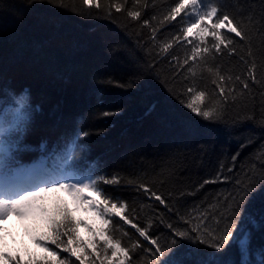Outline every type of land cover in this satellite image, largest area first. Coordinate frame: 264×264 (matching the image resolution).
Listing matches in <instances>:
<instances>
[{"label":"trees","instance_id":"trees-1","mask_svg":"<svg viewBox=\"0 0 264 264\" xmlns=\"http://www.w3.org/2000/svg\"><path fill=\"white\" fill-rule=\"evenodd\" d=\"M177 2L100 0L98 9L84 0H0V98L4 89L15 94L26 89L34 109L23 137V145L31 146V150L19 153L20 163L32 166L45 160L56 170H64L61 147L66 140L77 139L78 133L87 132V136L78 137L81 148L76 151V166L67 169L68 174L118 175L121 184L99 187L114 199L127 202L125 214L133 223L145 228L152 222L149 234L161 239L167 229L160 225L158 214L166 213L165 219L172 214L158 201L149 200L142 190L137 191V184L158 192L181 213L197 205L206 206L216 193L230 187L208 184L196 191L204 179L216 175L221 162L231 165L230 157L238 148L231 122L253 116L256 122L247 121L242 129L245 138L251 136L255 143L241 152L236 171L225 175L238 176L242 163L264 142V128L258 123L264 118V0H215L221 13L233 16L248 39L240 40L224 29L226 36L238 41L230 46L236 49L232 55L227 50L219 55L213 49L204 61L197 58L187 65L183 62L191 56L192 44L181 32L187 26L185 14L165 20ZM113 4H119L122 11L116 12ZM129 11H139L141 16L133 20ZM145 20L150 27L144 26ZM153 28L157 30L155 40ZM168 42L173 46L164 53L161 45ZM253 64L255 83L248 71ZM217 73L225 78L223 87L234 89L235 98L228 97L222 120L215 116L205 120L176 97L194 84L206 92L205 100L197 103L207 110L212 106L213 92L219 96L213 83L220 82ZM237 76L247 80L248 89L235 79ZM130 79L134 84L131 88L104 83L112 80L126 85ZM181 99L188 102L191 96L182 95ZM105 111L118 115L103 116ZM41 143H46L43 153L39 151ZM129 180L133 183L128 184ZM181 192L194 194L180 197ZM178 199L181 204L176 203ZM248 211L256 223L242 220L239 238L248 240L247 261L261 264L264 198L257 196ZM109 218L112 223L105 228L106 235L120 240L123 247L131 248L135 240L152 247L130 224L115 214ZM172 218L175 221V216ZM62 239L68 252L49 242L51 248L68 264H81L72 254L68 237ZM98 242L96 250L106 247L101 239ZM96 250L90 251L94 257ZM11 257L26 264L18 255ZM225 258L244 259L238 243ZM149 260L142 248L131 253V264H149ZM124 264H129L128 258Z\"/></svg>","mask_w":264,"mask_h":264},{"label":"snow or ice","instance_id":"snow-or-ice-1","mask_svg":"<svg viewBox=\"0 0 264 264\" xmlns=\"http://www.w3.org/2000/svg\"><path fill=\"white\" fill-rule=\"evenodd\" d=\"M32 3L33 0H28ZM84 3L89 7H101L100 0H84ZM116 12H121L122 8L119 4H113ZM182 13L185 14L187 26L181 29L188 43L192 44L191 56H186L184 64L187 65L189 60L196 61L199 58L204 61L206 56H210L212 50L219 55H222L227 50L228 55H232L236 49L230 47L238 43L232 37L226 36L222 31L227 30L228 33H233L240 40H247L248 37L241 25L237 23L235 18L227 12L221 13L220 6L215 0H178L172 7L165 20H174ZM128 16L133 20H137L141 13L139 11H129ZM145 27H150L149 21H144ZM156 29L153 28L152 39L155 40ZM209 38L211 45L209 46ZM179 40V36L176 37ZM193 40H198V43H192ZM172 42L161 45L160 50L164 53L171 48ZM155 47V45H153ZM159 55V53H157ZM179 63V61H178ZM154 67V65H149ZM255 65L248 69L249 73H254ZM189 71L194 75L192 68ZM208 71L211 72L209 68ZM218 80H213L216 87L219 89L217 97L213 92L211 103L212 106L207 110L202 109L197 102H203L206 97V92L197 90L196 86L189 85L185 87L184 93L176 98L181 100L183 106L189 109L197 116H202L205 120H212L215 116L217 120L223 119V112L227 105L229 96L235 98L234 89L222 86L225 78L217 73ZM239 81L244 89L249 88L247 80L240 76L235 78ZM253 83L256 82L255 75H251ZM231 80V77H229ZM104 83L113 84L117 87L134 86L130 79L126 85H121L119 82L108 80ZM182 95H189L191 99L185 102L181 99ZM101 104L103 100L99 101ZM34 109L30 104V96L25 89L19 94L10 92L4 89V96L0 98V221H4L9 216L19 218L40 219L45 222L49 229L50 235H43L35 241L37 246L43 247L45 251L51 252L53 257H58V253L48 247V243L56 245L64 252H68L69 248L64 245L63 236H67L69 243L73 244L76 241L73 238V233L77 226H84L82 222L73 221L70 216V211L67 205L52 204L48 206L45 197L48 194L64 192L69 195L73 202L80 206L84 211H91L100 220L102 227L93 233L94 236H99L106 246L103 249L97 248L96 257L100 264H113L106 255L107 249L111 248L112 255L115 257L119 254L121 257L119 264H124V259H129L131 264V253L142 248L150 256L149 264H250L247 261L248 255V240L239 238L241 221L244 219L250 220L255 224V220L249 214V206L257 197L264 198V142H262L255 150L246 158V162L242 163L239 169V175L231 177L225 173L232 174L236 171V163L241 152L250 144L255 143V140L248 136L245 138V131L242 129L247 121L256 122L253 116H247L244 119L233 120L230 124V130H235V139L237 140L238 148L231 155V165L221 162L216 175L211 178H206L196 188L199 191L204 185L223 183L230 185L222 191L216 193L212 197V201L206 206L197 205L194 208L181 213L178 207L170 205L158 192L152 190L145 184H137V191H143L149 200L159 202V205L167 209L168 218L165 219L166 213H159L158 219L160 225L167 231L162 232L161 236H152L149 234V229L152 227V222H149L148 227L142 228L132 222L126 214L128 207L126 201L114 199L106 194L105 190L99 187L100 184L119 185L122 183L118 175L111 177L103 176H75L68 174L67 169L75 167V155L77 149L81 145L77 143L79 135L87 136V132L78 133L77 139L66 140L60 149L62 159L65 161V169L58 171L55 174L43 173L39 170V164L27 166L20 163L18 155L25 150H31V146L23 145V137L30 127V121ZM103 116L118 115V112L102 113ZM259 126L264 128V118L259 122ZM46 150V143H41L39 151L42 153ZM71 158V163H68ZM133 181L129 180L128 184ZM90 192L99 200L90 199L82 192ZM193 192H181L179 195H192ZM181 204V200L176 201ZM115 214L125 224H130L139 237L147 241L151 248L144 246L139 240L132 241L131 248L123 247L121 241L106 235L105 228L112 223L110 216ZM175 216V221H173ZM264 220V216L261 217ZM92 232V229H88ZM125 235L129 233L125 232ZM239 244V253L244 259H226L225 255L231 248ZM83 251L82 245H77ZM96 248V244H92ZM76 259L84 264V259L75 251ZM102 257V258H101ZM0 262L2 264H21L19 258H13L7 254L0 252ZM55 264H68L67 259L57 258ZM89 264H95V261H89ZM261 264H264L262 259Z\"/></svg>","mask_w":264,"mask_h":264},{"label":"rangeland","instance_id":"rangeland-1","mask_svg":"<svg viewBox=\"0 0 264 264\" xmlns=\"http://www.w3.org/2000/svg\"><path fill=\"white\" fill-rule=\"evenodd\" d=\"M58 168L60 169L56 170L57 168L55 169L52 165L45 162V160L39 163V170L41 172L44 171L43 173L55 174L58 171H63L62 167ZM81 194L90 199L99 200L98 197L90 192L85 191ZM45 201L48 206L52 204L67 205L74 221L82 222L86 225V227L77 226L75 228V232L72 235L76 243L71 244L72 249L77 254L81 255V257L90 254V258L87 257V259H85V264H89V261H95V264H100L97 257L92 256L90 252L91 250H96V248L92 247V244L95 243L98 245V240H100V237L94 236L93 233L102 227L100 220L95 214L91 211L82 210V208L75 204L72 198L64 192L48 194L45 197ZM89 228L92 229V232L88 230ZM43 235H50L49 229L44 221L40 219L9 216L4 221H0V252L10 257L18 255L26 264H55L56 259L61 257H59V255L58 257H53L51 252L45 251L43 247H39L35 243V241ZM77 245H82L83 251H81ZM48 247L55 251V249L51 248L49 243ZM100 249L103 252V249ZM109 250H107L106 255L109 257L110 261L116 263L120 259L119 254L114 257ZM0 264H2V262H0Z\"/></svg>","mask_w":264,"mask_h":264},{"label":"bare ground","instance_id":"bare-ground-1","mask_svg":"<svg viewBox=\"0 0 264 264\" xmlns=\"http://www.w3.org/2000/svg\"><path fill=\"white\" fill-rule=\"evenodd\" d=\"M44 172V171H43Z\"/></svg>","mask_w":264,"mask_h":264}]
</instances>
